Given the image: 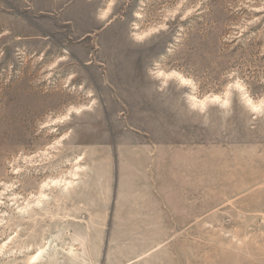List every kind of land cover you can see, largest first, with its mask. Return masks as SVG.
<instances>
[{
	"label": "rangeland",
	"instance_id": "rangeland-1",
	"mask_svg": "<svg viewBox=\"0 0 264 264\" xmlns=\"http://www.w3.org/2000/svg\"><path fill=\"white\" fill-rule=\"evenodd\" d=\"M0 264H264V0H0Z\"/></svg>",
	"mask_w": 264,
	"mask_h": 264
},
{
	"label": "bare ground",
	"instance_id": "bare-ground-1",
	"mask_svg": "<svg viewBox=\"0 0 264 264\" xmlns=\"http://www.w3.org/2000/svg\"><path fill=\"white\" fill-rule=\"evenodd\" d=\"M67 184H69V183H67ZM71 184V183H70ZM46 185V184H45ZM48 185V184H47ZM57 186V185H56ZM67 187V186H66ZM65 188V187H64ZM37 201V200H36Z\"/></svg>",
	"mask_w": 264,
	"mask_h": 264
}]
</instances>
